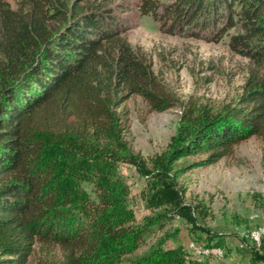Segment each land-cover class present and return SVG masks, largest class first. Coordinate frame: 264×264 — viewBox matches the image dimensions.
Listing matches in <instances>:
<instances>
[{"label":"trees","instance_id":"obj_1","mask_svg":"<svg viewBox=\"0 0 264 264\" xmlns=\"http://www.w3.org/2000/svg\"><path fill=\"white\" fill-rule=\"evenodd\" d=\"M17 3L0 0V264H26L31 255L33 264H184L182 244L155 248L147 258L125 255L114 207L128 190L119 175L66 220L71 200L50 185L57 166L42 160L48 144L84 158L133 160L122 103L138 94L161 111L174 97L124 36L108 0ZM139 9L164 18L169 31L209 27L215 40L222 29L241 26L230 47L264 61V0H140ZM250 136L264 149V72L253 68L230 101L190 99L168 147L150 158V171L168 183L186 168L233 156ZM189 154L202 157L179 166ZM249 264H264V251L252 252Z\"/></svg>","mask_w":264,"mask_h":264},{"label":"rangeland","instance_id":"obj_2","mask_svg":"<svg viewBox=\"0 0 264 264\" xmlns=\"http://www.w3.org/2000/svg\"><path fill=\"white\" fill-rule=\"evenodd\" d=\"M6 1L17 7V0ZM108 3L119 14L124 36L175 104L153 110L138 94L122 103L127 112L123 139L133 160L84 158L60 144L46 146L43 164L57 166L50 185L71 200L63 208L66 220L74 221L85 200L98 199L99 184L119 175L128 190L114 207L125 231V255L147 258L155 248L182 244L187 250L184 264H249L252 252L264 251V149L258 139L250 136L236 145L233 156L186 168L168 183L153 175L149 160L168 147L190 99L212 105L230 101L250 69L264 72V61L258 65L230 47V34L241 32V26L222 29L215 40L212 29L199 25V33L184 27L169 31L164 18L140 11V0ZM201 157L184 155L177 164ZM167 197L172 199L165 201ZM114 248L118 251L119 245Z\"/></svg>","mask_w":264,"mask_h":264}]
</instances>
